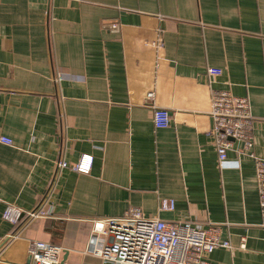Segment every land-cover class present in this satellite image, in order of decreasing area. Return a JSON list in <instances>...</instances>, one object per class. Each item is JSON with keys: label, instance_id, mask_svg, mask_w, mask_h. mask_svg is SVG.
Instances as JSON below:
<instances>
[{"label": "crops", "instance_id": "0c3cea01", "mask_svg": "<svg viewBox=\"0 0 264 264\" xmlns=\"http://www.w3.org/2000/svg\"><path fill=\"white\" fill-rule=\"evenodd\" d=\"M212 90L249 99L264 160V0H0V264H26L33 241L113 264L89 249L92 220L132 208L220 226L233 248L213 264H264L256 163L240 142L219 162ZM53 181L51 213L29 219Z\"/></svg>", "mask_w": 264, "mask_h": 264}, {"label": "built area", "instance_id": "2783aa9c", "mask_svg": "<svg viewBox=\"0 0 264 264\" xmlns=\"http://www.w3.org/2000/svg\"><path fill=\"white\" fill-rule=\"evenodd\" d=\"M221 74L220 69H208V75ZM210 118L212 126L208 135L216 148L220 163L227 160L234 142H240L242 151L254 159L260 208L264 213V160L253 151L254 116L249 99L234 96L228 90H212ZM171 119L169 110L155 108L153 123L156 129L168 128ZM0 142L9 146L13 143L7 137H0ZM92 163V156L85 155L73 168L81 173H89ZM67 167V162L57 164L58 171ZM56 185L55 181L50 184L48 195L41 205L27 213L29 219L46 217L51 213L49 201ZM160 209L173 211L175 202L162 200ZM92 226L89 249L103 261L113 264H213L209 256L216 249L233 248L230 240L222 239L220 226L166 222L157 216L145 217L140 208H132L119 218L94 219ZM11 237L18 238L17 235ZM96 244L100 247L96 248ZM240 247L245 248L244 240ZM60 253L57 246L44 241H33L28 249L31 264H59Z\"/></svg>", "mask_w": 264, "mask_h": 264}, {"label": "water", "instance_id": "95a60500", "mask_svg": "<svg viewBox=\"0 0 264 264\" xmlns=\"http://www.w3.org/2000/svg\"><path fill=\"white\" fill-rule=\"evenodd\" d=\"M65 260H66V257H64V259L61 260V261L59 262V264H65ZM26 264H31L30 259H29V261H28Z\"/></svg>", "mask_w": 264, "mask_h": 264}]
</instances>
